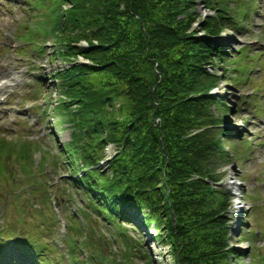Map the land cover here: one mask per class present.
Wrapping results in <instances>:
<instances>
[{
    "label": "trees",
    "instance_id": "1",
    "mask_svg": "<svg viewBox=\"0 0 264 264\" xmlns=\"http://www.w3.org/2000/svg\"><path fill=\"white\" fill-rule=\"evenodd\" d=\"M195 2L54 0L36 11L35 28L19 33L39 47L50 40L45 53L66 63L49 72L62 90L57 105L65 110L69 136L57 145L60 158L52 154L49 160L65 166L61 180L80 185L86 206L101 215L102 224L111 225V235L122 234L119 264H131L127 246L144 255L138 238L125 234L120 221L150 223L154 239L167 243L172 264H232L230 257L238 253L229 240L231 193L219 183L216 168L227 158L224 136L230 138L231 132L222 123L229 106L210 90L221 78L216 60L228 57L213 36L224 21L239 24L236 12L243 19L248 4L204 0L214 12L193 22ZM220 65L223 73L233 69L229 61ZM12 140L13 148L11 140L0 137V158L11 154L22 171H29L23 154L34 146L22 137ZM107 143L113 146L104 153ZM72 169L82 171L72 178ZM74 225L66 224L72 233L66 235L70 264H85L90 257L97 264H114L112 256L106 259L91 249L86 226ZM11 227H0V248L7 250L0 264H27L25 258L46 264L50 240L29 226L10 244L4 233ZM75 239L90 246L84 258L77 257Z\"/></svg>",
    "mask_w": 264,
    "mask_h": 264
},
{
    "label": "rangeland",
    "instance_id": "2",
    "mask_svg": "<svg viewBox=\"0 0 264 264\" xmlns=\"http://www.w3.org/2000/svg\"><path fill=\"white\" fill-rule=\"evenodd\" d=\"M30 1L34 3L33 6ZM41 1L46 2L45 8L54 3V0ZM245 2L248 9L243 19L239 11L235 15L239 24L234 26L230 21H224L213 36L224 46L225 57H230V60L228 57L217 59L215 64V70L221 78L212 89L219 96H224L229 106L224 113L227 118L222 124L231 132L230 138L224 136L227 158L216 164V168L220 173L219 183L229 188L233 201L228 218L229 240L240 254L237 253L229 260L232 264L247 260L249 264H264V0ZM45 8H41L35 0H0V79L3 81L0 94L5 97L0 100V137L7 141H16L22 137L27 145L34 146L26 149L23 154V157L28 158L29 165L32 162L27 172L19 168V160L11 154L0 158V225L16 228L22 223L16 231L12 232L11 227V232L4 233L5 238L7 234H13L10 237L12 240L18 232L23 235L25 228L33 227L42 238L47 237V240L55 244L49 246L51 260L46 264H70L69 243L64 240V235L72 233L64 232L62 226L65 219V224L68 220L72 226H86L87 237L90 235L92 239L88 242L91 249L101 252L100 255L106 259L112 256L113 263L119 264L117 252L124 246L122 234L116 235V238L111 235V225L102 224L101 215L86 206L85 197L80 194V185H71L69 181L61 180L59 173L66 172L65 166L58 164L59 159L55 165L49 160L52 154V157L57 155L55 157L60 158L57 145L68 138L70 130L64 119L65 110L57 105L61 87L54 84L57 78L49 72L60 65V56L55 58L45 53L51 45L50 40L40 42L37 53H34L36 40L31 37L23 45L22 36L19 35L21 28L22 31L35 28L34 23L40 16L37 12ZM194 11L197 16L193 22L214 12V8L205 4L204 0H196ZM198 32L202 33L201 29ZM20 46L26 48L25 54L18 50ZM228 61L233 69L231 72H221L220 64ZM233 73L234 78L231 75ZM243 95L244 100L241 102ZM14 103L18 105L17 109L9 106ZM210 107L212 112L219 113V109L212 104ZM11 141L13 148L17 144ZM233 144L238 146L236 151L233 150ZM112 146L113 143H107L104 153H108ZM41 152L45 157L39 156ZM40 159L42 163L39 170L35 166ZM10 170L15 175L12 176ZM45 186L47 192H44ZM25 190H28V194ZM52 203H55L53 211ZM46 215L53 216L54 221L50 216L45 218ZM120 224H124L125 234L138 238L142 244L143 256L135 254L136 250L127 246L126 257L131 264H171L167 244L152 237L154 229L148 226L150 224L146 223L142 230L138 224L124 221H120ZM240 225L243 228L241 235L238 230ZM250 230L255 234L248 239L247 233ZM83 234L85 230L79 233L81 237H84ZM75 241L78 243V239ZM89 245L79 249L77 257L80 255L84 258L90 249ZM5 248H0V260L7 254ZM247 248L250 249L249 253ZM90 259L83 261L85 264H97L96 259ZM24 260L28 262L33 259ZM33 263L38 264L39 261Z\"/></svg>",
    "mask_w": 264,
    "mask_h": 264
},
{
    "label": "water",
    "instance_id": "3",
    "mask_svg": "<svg viewBox=\"0 0 264 264\" xmlns=\"http://www.w3.org/2000/svg\"><path fill=\"white\" fill-rule=\"evenodd\" d=\"M199 34H201V33H199V32H198V34H197V35H199ZM151 86H152V85H150V88H149V89H151Z\"/></svg>",
    "mask_w": 264,
    "mask_h": 264
}]
</instances>
